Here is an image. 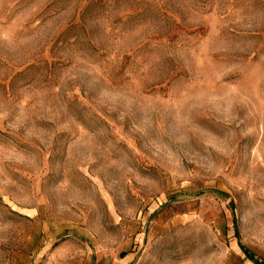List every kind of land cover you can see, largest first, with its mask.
<instances>
[{
  "label": "rangeland",
  "instance_id": "1",
  "mask_svg": "<svg viewBox=\"0 0 264 264\" xmlns=\"http://www.w3.org/2000/svg\"><path fill=\"white\" fill-rule=\"evenodd\" d=\"M264 261V0H0V264Z\"/></svg>",
  "mask_w": 264,
  "mask_h": 264
},
{
  "label": "trees",
  "instance_id": "2",
  "mask_svg": "<svg viewBox=\"0 0 264 264\" xmlns=\"http://www.w3.org/2000/svg\"><path fill=\"white\" fill-rule=\"evenodd\" d=\"M245 252L248 255V258L253 260L256 264H264V261H255L252 255H250L247 251Z\"/></svg>",
  "mask_w": 264,
  "mask_h": 264
}]
</instances>
